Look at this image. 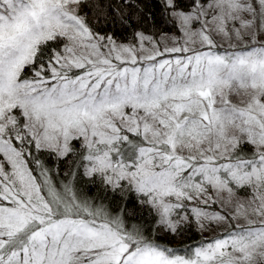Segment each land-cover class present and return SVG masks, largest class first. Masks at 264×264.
Segmentation results:
<instances>
[{
    "label": "snow or ice",
    "instance_id": "1",
    "mask_svg": "<svg viewBox=\"0 0 264 264\" xmlns=\"http://www.w3.org/2000/svg\"><path fill=\"white\" fill-rule=\"evenodd\" d=\"M0 264H264V0H0Z\"/></svg>",
    "mask_w": 264,
    "mask_h": 264
},
{
    "label": "trees",
    "instance_id": "2",
    "mask_svg": "<svg viewBox=\"0 0 264 264\" xmlns=\"http://www.w3.org/2000/svg\"><path fill=\"white\" fill-rule=\"evenodd\" d=\"M129 206L132 207V205H129ZM171 243L176 244L177 241L173 240V241H171Z\"/></svg>",
    "mask_w": 264,
    "mask_h": 264
}]
</instances>
